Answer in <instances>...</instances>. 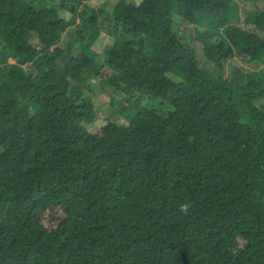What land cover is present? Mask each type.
I'll return each mask as SVG.
<instances>
[{
  "label": "trees",
  "instance_id": "1",
  "mask_svg": "<svg viewBox=\"0 0 264 264\" xmlns=\"http://www.w3.org/2000/svg\"><path fill=\"white\" fill-rule=\"evenodd\" d=\"M45 1L0 0V264H264V6ZM101 32L127 124L91 131Z\"/></svg>",
  "mask_w": 264,
  "mask_h": 264
},
{
  "label": "rangeland",
  "instance_id": "2",
  "mask_svg": "<svg viewBox=\"0 0 264 264\" xmlns=\"http://www.w3.org/2000/svg\"><path fill=\"white\" fill-rule=\"evenodd\" d=\"M55 4L60 2L61 0H46L45 3L48 5L51 2ZM100 0H85L83 3L88 4H96ZM108 6H113L115 8H120L125 3L139 4L141 0H102ZM224 0H215L216 3H222ZM239 5V10L244 13L245 10L254 11L258 6H264V0H235ZM80 12L84 11V8L79 6ZM239 23L246 28L250 26L245 22V16L242 15ZM174 28L177 29L179 37H181L182 41L192 45L196 48L199 63L202 65L212 66L207 61L205 57L201 45L191 39L192 36V25H183L181 21L177 18L174 19ZM65 32L62 34V40L60 42V46H64L66 41L68 40L67 36H65ZM122 49V44H116L106 33L101 32V35L98 38V43L96 46L91 47L90 49L93 53L98 57L97 61L100 67V76L95 75L94 73L88 72L84 74V76L79 80V82L84 86L85 94L93 101L95 104V108L97 111V119L95 121H86L82 120V125L91 131H97L109 121H113L119 124L126 125L127 122L125 117L123 116V110L127 103V98L125 92H120L115 90L114 87L109 86L105 83L111 76V72L107 70V67L104 65V55H107L112 49ZM225 72L229 78L233 79L236 83L242 84L244 82V75L246 69L255 68V66L249 61L246 56L235 57L230 60L224 61ZM257 105L263 106L264 99L258 100ZM50 177L42 180L45 184L48 182Z\"/></svg>",
  "mask_w": 264,
  "mask_h": 264
},
{
  "label": "clouds",
  "instance_id": "3",
  "mask_svg": "<svg viewBox=\"0 0 264 264\" xmlns=\"http://www.w3.org/2000/svg\"><path fill=\"white\" fill-rule=\"evenodd\" d=\"M188 208H189V205L185 204V205H181L180 207V211L182 213H187L188 212Z\"/></svg>",
  "mask_w": 264,
  "mask_h": 264
}]
</instances>
